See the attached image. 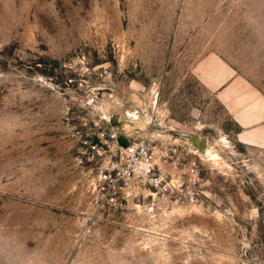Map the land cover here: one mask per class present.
<instances>
[{
  "label": "rangeland",
  "instance_id": "rangeland-1",
  "mask_svg": "<svg viewBox=\"0 0 264 264\" xmlns=\"http://www.w3.org/2000/svg\"><path fill=\"white\" fill-rule=\"evenodd\" d=\"M110 105L217 150L195 203L89 217ZM0 264H264V0H0Z\"/></svg>",
  "mask_w": 264,
  "mask_h": 264
},
{
  "label": "built area",
  "instance_id": "built-area-1",
  "mask_svg": "<svg viewBox=\"0 0 264 264\" xmlns=\"http://www.w3.org/2000/svg\"><path fill=\"white\" fill-rule=\"evenodd\" d=\"M86 98L89 110L97 109L103 99L98 92ZM113 109L110 105L97 115H84L75 128L79 151L92 173L89 217L99 220L132 210L155 217L167 204L195 203L204 191L202 170L207 155L182 132L172 139L173 132L158 129L152 115L140 108L125 110L129 127L116 119Z\"/></svg>",
  "mask_w": 264,
  "mask_h": 264
},
{
  "label": "water",
  "instance_id": "water-1",
  "mask_svg": "<svg viewBox=\"0 0 264 264\" xmlns=\"http://www.w3.org/2000/svg\"><path fill=\"white\" fill-rule=\"evenodd\" d=\"M182 135L188 139L189 141H191V143L198 147L201 151L204 148L205 144H206V138L205 137H200L194 133H189V132H182Z\"/></svg>",
  "mask_w": 264,
  "mask_h": 264
},
{
  "label": "bare ground",
  "instance_id": "bare-ground-1",
  "mask_svg": "<svg viewBox=\"0 0 264 264\" xmlns=\"http://www.w3.org/2000/svg\"><path fill=\"white\" fill-rule=\"evenodd\" d=\"M157 104V102H156ZM140 121V120H139ZM142 121H140L141 123ZM202 153L206 154L209 158L213 159L215 162H220L222 160V157L220 154L217 152L216 149L211 148V147H205L202 149Z\"/></svg>",
  "mask_w": 264,
  "mask_h": 264
},
{
  "label": "crops",
  "instance_id": "crops-1",
  "mask_svg": "<svg viewBox=\"0 0 264 264\" xmlns=\"http://www.w3.org/2000/svg\"><path fill=\"white\" fill-rule=\"evenodd\" d=\"M247 135H248V134H246V131L244 130L242 133H240V139H241L242 141H247L248 143H251L252 140H244L243 137H246V138H247Z\"/></svg>",
  "mask_w": 264,
  "mask_h": 264
}]
</instances>
